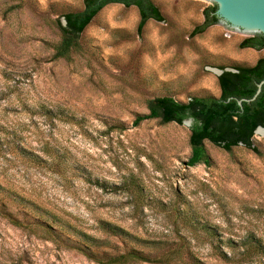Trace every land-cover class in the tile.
<instances>
[{
	"label": "rangeland",
	"instance_id": "374dc122",
	"mask_svg": "<svg viewBox=\"0 0 264 264\" xmlns=\"http://www.w3.org/2000/svg\"><path fill=\"white\" fill-rule=\"evenodd\" d=\"M151 1L163 22L138 34L137 10L109 5L65 62L51 59L55 21L83 0H0L2 192L123 248L101 229L120 228L150 258L136 264H163L179 248L203 264H264L225 263L214 249L236 255L251 235L264 244V127L252 138L257 153L207 144L210 164L188 167L187 123L132 125L147 99L218 97L217 71L251 66L264 49H240L253 36L222 22L192 37L213 0ZM0 200L13 216L0 215V264H99Z\"/></svg>",
	"mask_w": 264,
	"mask_h": 264
},
{
	"label": "trees",
	"instance_id": "16d2710c",
	"mask_svg": "<svg viewBox=\"0 0 264 264\" xmlns=\"http://www.w3.org/2000/svg\"><path fill=\"white\" fill-rule=\"evenodd\" d=\"M133 7L139 15L137 33L141 34L145 24L150 21L163 22V16L151 0H83L80 11L66 13L62 16L63 24L55 21L59 39L51 46L52 61L63 60L70 62L72 56L79 51L80 36L87 29L93 19L109 5ZM216 6L203 11V22L194 28L191 36L200 35L208 28L219 23L215 16ZM240 49H264V36L255 35L243 40ZM222 74L218 76L220 95L218 97L201 95L190 98L185 103L177 102L169 96L156 97L145 100L146 114L136 115L132 125L138 127L141 123L155 120L160 125L175 123L178 125L191 120L188 127V146L190 149L186 165L195 167L209 165L210 156L206 145H212L223 151L230 152L233 148L243 146L249 151L257 153L252 138L257 128L264 127V85L260 94L252 102L250 100L257 91V84L264 80V57L256 60L251 66H234L230 71L220 68ZM239 101L241 105L238 104ZM17 207L19 216L25 217L27 222L43 227L54 239L71 245L87 258L99 264H136L150 262L149 256L133 248L135 237L118 227L102 224L103 232L121 241L123 248L107 241L96 239L84 232L76 230L68 222L54 218L51 214H35L27 203L2 192ZM32 207V206H30ZM0 215L13 219L7 205L0 200ZM18 221V220H17ZM31 224V223H30ZM131 242L132 244H128ZM232 244V242H230ZM107 245V246H106ZM150 250L161 249L151 244ZM218 257L225 263H231L235 256L238 262L250 261L264 257V244L254 236H248L232 250L235 254L227 255L219 247L214 248ZM237 249V250H236ZM112 253H110V252ZM163 264H203L187 250L181 248L170 250L163 258Z\"/></svg>",
	"mask_w": 264,
	"mask_h": 264
},
{
	"label": "water",
	"instance_id": "95a60500",
	"mask_svg": "<svg viewBox=\"0 0 264 264\" xmlns=\"http://www.w3.org/2000/svg\"><path fill=\"white\" fill-rule=\"evenodd\" d=\"M215 2V16L219 22L224 23L229 29L249 34L252 36H264V0H213ZM230 71V70H225ZM218 76L222 71H217ZM264 80L257 84V91L252 99L242 100L245 102L254 101L260 94ZM239 101L238 104L241 105ZM184 123L190 125L191 120ZM262 130V127L255 132Z\"/></svg>",
	"mask_w": 264,
	"mask_h": 264
}]
</instances>
